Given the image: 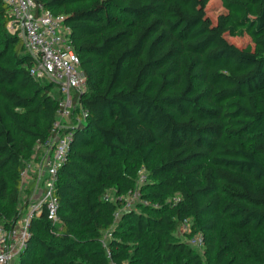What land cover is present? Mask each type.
<instances>
[{
	"label": "trees",
	"instance_id": "1",
	"mask_svg": "<svg viewBox=\"0 0 264 264\" xmlns=\"http://www.w3.org/2000/svg\"><path fill=\"white\" fill-rule=\"evenodd\" d=\"M35 1L65 15L85 89L73 92L57 172L61 221L34 217L12 264H264V0H219L214 19L210 0ZM8 20L0 0L7 228L27 206L33 182L21 202L20 171L51 136L61 98L53 81L31 76L33 57ZM244 36L242 45L229 39ZM141 166L148 203L115 217ZM185 218L203 234L204 257L180 238Z\"/></svg>",
	"mask_w": 264,
	"mask_h": 264
},
{
	"label": "built area",
	"instance_id": "2",
	"mask_svg": "<svg viewBox=\"0 0 264 264\" xmlns=\"http://www.w3.org/2000/svg\"><path fill=\"white\" fill-rule=\"evenodd\" d=\"M4 1L9 14L7 30L23 41L33 57L29 73L36 80L53 81L61 95L51 136L45 144L38 145L40 151L36 160H32L31 164L27 162V166L24 165L20 171L22 190L33 182L24 213L11 227L0 224V264H12L28 248L31 237L29 226L34 217L44 211L52 223L61 221L59 202L54 196L57 172L65 159L72 136V125L68 122L75 107L73 92L85 89V76L73 48L71 27L65 15L55 14L35 0ZM80 113L83 116L86 114L84 110ZM146 181L147 172L141 166L137 171L135 186L117 196L120 207L115 217L121 210L129 209L136 203H148L140 190L141 183ZM106 198L111 197L108 194ZM178 232L193 247L203 245L202 232H193L188 218L180 222Z\"/></svg>",
	"mask_w": 264,
	"mask_h": 264
},
{
	"label": "rangeland",
	"instance_id": "3",
	"mask_svg": "<svg viewBox=\"0 0 264 264\" xmlns=\"http://www.w3.org/2000/svg\"><path fill=\"white\" fill-rule=\"evenodd\" d=\"M223 11V7L221 6V3L219 0H210L207 4V7H206V12L207 14L212 17L213 19L216 17V15ZM230 41L234 42L235 44H238V45H242L244 44L245 42H248L249 41V38L244 36V37H229ZM40 149L38 147V145H34V149H33V153H32V156L30 158V160L28 161V163H32V160H36L37 158V155L39 153ZM25 164V166H27V164ZM141 165H145L144 163H141ZM143 167H146V166H143ZM147 168V167H146ZM145 169V168H144ZM146 170V169H145ZM146 182L144 183H141V187H142V190H143V187L145 185ZM147 184V183H146ZM146 191V189H145ZM27 194H28V191L26 189H23L21 191V202H23L24 200L28 199L27 197ZM110 197H112V193H110ZM174 201L173 198H167L165 200V202L167 203H170ZM232 218L231 217H224L223 219H221V223L226 225L229 229H231L233 227L232 225ZM182 240L186 241V238L184 236L180 237ZM201 256L204 257V247L203 245L202 246H194L193 247ZM256 256H258V254L256 253ZM204 259V258H203ZM207 264V263H205ZM231 264H245L244 263V260H239V259H235Z\"/></svg>",
	"mask_w": 264,
	"mask_h": 264
}]
</instances>
